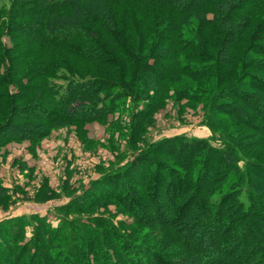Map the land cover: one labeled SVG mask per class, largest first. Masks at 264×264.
Masks as SVG:
<instances>
[{
	"label": "trees",
	"instance_id": "trees-1",
	"mask_svg": "<svg viewBox=\"0 0 264 264\" xmlns=\"http://www.w3.org/2000/svg\"><path fill=\"white\" fill-rule=\"evenodd\" d=\"M180 101L202 107L211 137L137 148ZM114 121L132 156L59 207L56 226L0 221V264H264V0L1 7L0 149Z\"/></svg>",
	"mask_w": 264,
	"mask_h": 264
},
{
	"label": "rangeland",
	"instance_id": "rangeland-1",
	"mask_svg": "<svg viewBox=\"0 0 264 264\" xmlns=\"http://www.w3.org/2000/svg\"><path fill=\"white\" fill-rule=\"evenodd\" d=\"M11 1L0 0V8L8 7ZM117 118L126 123L127 116ZM203 119L202 107L195 110L185 101L170 102L150 118L148 129L141 137L143 141L137 148H143L153 139L174 135L210 138L212 133ZM115 121L112 125L89 124L88 131L70 125L52 131L37 145L11 143L1 148L0 186L6 194H0V221L19 216L27 219L40 216L56 226L59 207L80 194L89 182L124 158L122 163H126L132 156L127 147V133L121 134L114 125ZM108 211L117 213V208L109 206L107 212L99 208L92 216H110ZM81 216L87 218L90 213ZM115 216L118 221L131 222L127 217ZM26 231L29 237L32 227L28 226Z\"/></svg>",
	"mask_w": 264,
	"mask_h": 264
}]
</instances>
